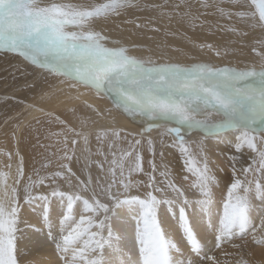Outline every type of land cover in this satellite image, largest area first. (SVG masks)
Returning a JSON list of instances; mask_svg holds the SVG:
<instances>
[{
	"label": "bare ground",
	"instance_id": "bare-ground-1",
	"mask_svg": "<svg viewBox=\"0 0 264 264\" xmlns=\"http://www.w3.org/2000/svg\"><path fill=\"white\" fill-rule=\"evenodd\" d=\"M262 115L251 0H0V264H264Z\"/></svg>",
	"mask_w": 264,
	"mask_h": 264
},
{
	"label": "rangeland",
	"instance_id": "rangeland-1",
	"mask_svg": "<svg viewBox=\"0 0 264 264\" xmlns=\"http://www.w3.org/2000/svg\"><path fill=\"white\" fill-rule=\"evenodd\" d=\"M251 2L253 3V6L255 8H257V10H258L259 14L261 15V18H262V20L264 22V0H251ZM24 110H25V108H23L20 112H24ZM237 117H240L237 120V121H240L241 119H245L244 117H246V116L245 115H238ZM260 119H264V115H262L261 117H257L254 121H257V120H260ZM249 122H252V121H248L247 123L249 124ZM225 130H227V128L218 129L216 131H219L217 133H222ZM204 131H205V129L203 127H195L194 129H192V132L190 134L198 133V134L201 135ZM10 213H11V215H13V210H11ZM79 222L80 221H76V224L72 222V225H73V227L76 230V232L74 233L73 239L77 242L76 245H78L80 247H86V250H88L89 252H92V249H93V246H94V243H95V240H94L95 235L97 233H99V232H103L104 233V228L106 227V224H105V222L103 220V222L100 225H98L96 229H93V226L97 225V223H88L86 226L89 228L88 233L91 234V237H87L84 234H82L83 237L76 238L80 234V232H77V231H79L83 221L80 224H78ZM9 223L12 224V220H9ZM70 235L72 236L71 233H70ZM100 254H102V253H100ZM59 258H60V254L58 255L57 261H59ZM18 264H20V263H18Z\"/></svg>",
	"mask_w": 264,
	"mask_h": 264
}]
</instances>
